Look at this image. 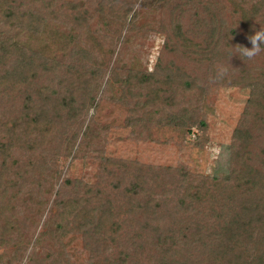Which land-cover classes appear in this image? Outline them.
Masks as SVG:
<instances>
[{
  "label": "trees",
  "instance_id": "16d2710c",
  "mask_svg": "<svg viewBox=\"0 0 264 264\" xmlns=\"http://www.w3.org/2000/svg\"><path fill=\"white\" fill-rule=\"evenodd\" d=\"M88 1L68 2L76 31L66 34L53 19L60 0H0V247L12 250L10 262L26 258L30 264H264V123L250 115L235 130L229 181L108 158L102 161L95 184L69 179L67 169L55 190L51 180L60 175L58 166L40 167L36 175L26 162L27 169L21 170L14 151L31 153L37 137L57 138L56 126L76 130L63 139L66 151L76 144L74 153H79L89 141L91 118L76 143L93 106L95 83L104 73L97 59L115 53L103 48L101 38L106 33L112 46L118 34L120 38L132 31L137 3L160 8L167 18L163 21L167 38L154 71L118 75L114 68L104 84L120 86L124 91L119 100L140 111L135 125L156 120V126L185 134L194 128L204 132L206 124L193 110L197 105L186 101L185 95L191 90L198 103L216 80L219 86L229 80L220 51L231 40L225 39V32L221 38L216 25L221 24L216 18L220 3ZM263 1L256 9L251 7L254 15L262 10ZM236 7L233 3L231 11ZM236 74L241 86L252 89L250 113L256 88L264 90V74L257 80L245 69ZM200 76H207L208 82ZM26 182L35 188L47 185L55 192L51 206L56 218L44 220L47 232L32 241L21 233L28 216L20 219L18 208L23 203L16 198ZM71 236L81 238L87 254L84 263L72 262L65 253L64 241ZM42 238H52L57 250L39 256L37 244Z\"/></svg>",
  "mask_w": 264,
  "mask_h": 264
},
{
  "label": "rangeland",
  "instance_id": "374dc122",
  "mask_svg": "<svg viewBox=\"0 0 264 264\" xmlns=\"http://www.w3.org/2000/svg\"><path fill=\"white\" fill-rule=\"evenodd\" d=\"M60 1L57 4L59 12L53 14V19L55 16V20L58 22L57 26L64 33L67 34L71 30L76 31V24L72 21V15L67 10L68 2L78 3L82 0ZM213 1L221 4L219 15L216 16L217 21L222 24L216 23L221 30L220 37L222 38L225 32V39L230 37L229 40H231L230 44L225 40L227 46L220 51L228 64L229 80L220 86L215 84L216 80L213 85L208 87L207 92L201 96L198 103H196L191 90L187 91V88L183 86L180 88L182 91H187L185 100L197 105L192 104L193 110L205 122L204 132L194 128L190 134H185L168 126H156V120H152L144 126L135 125L141 114L137 108L119 100L120 93L124 90L115 83L104 87L111 76L110 70L113 71L114 68H117L118 75H126V71L153 72L163 43L167 38V34L163 30L165 26L163 21L167 18L162 16L161 9L156 6L147 9L146 6L143 7L137 3L134 8L138 14L135 27L125 36L121 34L119 38L118 34L115 39L116 44L110 46L108 43L110 37L105 38L107 34L102 36V32H100L101 40L104 43L103 48H110L109 50L113 48L115 53L112 58L107 56L108 58L103 60L98 56L97 59L100 65L99 70H104V73L100 74L102 77L95 83L93 106L85 115L86 123L78 132L76 143L81 138V133L88 123L87 120L91 118L92 136L88 139L89 141L84 142L85 145L79 153H74L76 144L70 151H66L64 147L68 143L63 139L69 138L76 130H72L71 127L56 126V129L59 130L57 138L50 139L51 135L47 138L37 137L34 151L31 153L22 150L14 151V156L22 162L21 170H26L27 168L24 166L30 163L37 175V170L40 167L53 169L58 166L60 175L51 180L55 190L58 185L63 183L66 174L71 180H79L86 185L95 184L99 178L101 163L108 158L130 161L148 167H169L178 173L189 174L196 178L208 176L221 181H229L232 177L230 161L235 130L240 121L250 115L254 121L264 123V90L256 88L254 94L257 100L253 102V109L249 113L252 89L241 86L235 79L236 73H240L243 69L249 75L248 77L255 80L260 74H264V51L251 58L240 54V47H252L248 37L259 31L260 27L264 28V1L260 6L262 10L255 15L250 9L251 7L258 8L260 0H245V3H239V0L233 1L237 4L233 11H231L233 9L231 1ZM88 2L91 4V0ZM97 26L102 27V24L98 23ZM106 60L111 63L109 62L105 71L104 63L108 64ZM242 62L246 63L243 68ZM202 73L203 70L199 72V74ZM200 78L208 82L207 76H200ZM201 83L203 82L201 81ZM62 141L65 145H62ZM67 169L68 172L64 174ZM52 187L41 184L35 188L26 182L19 189L21 192L17 194L16 198L23 203V206L18 208L21 210L19 217L23 220L25 215L28 216V220L25 222L26 227L21 228V233L26 241H32L40 234L45 233L46 229L42 226L44 220L51 222L56 218L54 207L51 206L55 193L51 190ZM34 202L42 205L37 207ZM26 205L29 206L26 207ZM39 214H42L40 221ZM64 243L65 253L69 255L72 262L84 263L86 261L87 254L82 251L83 243L80 237L71 236L66 238ZM48 250H57V246L54 247L52 238H42L37 244V254L44 256ZM11 251L0 247V264H30L26 258L21 262H10ZM53 254L55 255V251Z\"/></svg>",
  "mask_w": 264,
  "mask_h": 264
},
{
  "label": "clouds",
  "instance_id": "9594fccd",
  "mask_svg": "<svg viewBox=\"0 0 264 264\" xmlns=\"http://www.w3.org/2000/svg\"><path fill=\"white\" fill-rule=\"evenodd\" d=\"M251 43V48L240 47V54L246 58H251L257 55L259 52L264 51V28L260 27L259 31H256L253 35L248 37Z\"/></svg>",
  "mask_w": 264,
  "mask_h": 264
}]
</instances>
